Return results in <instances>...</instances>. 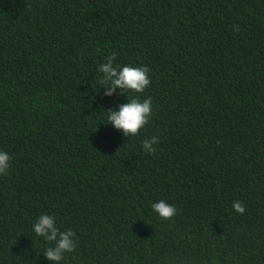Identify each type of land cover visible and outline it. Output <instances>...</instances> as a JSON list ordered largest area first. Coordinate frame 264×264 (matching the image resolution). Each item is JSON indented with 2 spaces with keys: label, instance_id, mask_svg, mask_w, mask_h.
Instances as JSON below:
<instances>
[{
  "label": "trees",
  "instance_id": "trees-1",
  "mask_svg": "<svg viewBox=\"0 0 264 264\" xmlns=\"http://www.w3.org/2000/svg\"><path fill=\"white\" fill-rule=\"evenodd\" d=\"M113 52L150 69L135 137ZM0 151V264H53L43 214L78 240L60 264H264V0H0Z\"/></svg>",
  "mask_w": 264,
  "mask_h": 264
},
{
  "label": "clouds",
  "instance_id": "clouds-1",
  "mask_svg": "<svg viewBox=\"0 0 264 264\" xmlns=\"http://www.w3.org/2000/svg\"><path fill=\"white\" fill-rule=\"evenodd\" d=\"M236 32L240 31L239 25L233 26ZM117 54L111 53L105 58L106 62L99 66V72L102 78L99 83L105 91V97H112L119 89L120 95L134 93L128 102L119 105L118 110H108L107 124H111L115 129L122 132L125 137L138 136L141 130L149 123L153 115L152 98L143 100L139 98L145 90L151 85L149 77L150 69L147 66H116L114 61ZM160 140L157 136L142 141V148L145 152L153 154L156 152L154 145H158ZM11 156L0 151V175H7L10 168ZM153 211L158 214L162 220H172L177 215V208L166 203L163 200L151 205ZM235 212L245 214V207L240 201H234L232 205ZM174 222V221H173ZM35 234L49 243L44 252L47 260L53 264H60L66 253H72L76 250L78 240L71 229L61 231L57 226L54 215L43 214L38 217L33 225Z\"/></svg>",
  "mask_w": 264,
  "mask_h": 264
}]
</instances>
